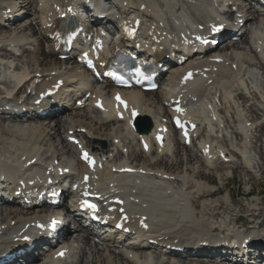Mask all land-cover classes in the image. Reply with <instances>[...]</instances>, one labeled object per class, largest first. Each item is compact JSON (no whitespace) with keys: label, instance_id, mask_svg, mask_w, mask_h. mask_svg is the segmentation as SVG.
<instances>
[{"label":"bare ground","instance_id":"6f19581e","mask_svg":"<svg viewBox=\"0 0 264 264\" xmlns=\"http://www.w3.org/2000/svg\"><path fill=\"white\" fill-rule=\"evenodd\" d=\"M48 1H51V0H48ZM130 1H132V0H130ZM134 1H136V0H134ZM142 1L143 0H137V3L142 2ZM202 1H203L202 4L205 5V1H207V0H202ZM38 2H40L41 4L43 3L44 6H47L46 8L43 7V9L39 10V12H38L41 15V17H40L41 27L44 26V29H45V25L46 26L49 25V28L46 27V29L44 30V33L42 35L40 34V39L41 40L44 39L46 41V39L50 38L52 40V43H51L52 45L49 46L48 51H44L43 49H41V50L39 49L40 50L39 56H37L36 59L31 61L32 64L34 65V68L30 69V70L28 68L27 71H21V68L18 65H15L13 61L9 62V59L11 58V56L18 55L21 51L27 52V50H30V49H27L24 46H18L19 44L14 45L13 41H15V40H13V41L10 40L9 45H5V44L0 45V46H2L0 48V50H2L3 48L6 49L7 47L10 46V50L8 51L9 52L8 54L0 55V63L2 65L8 66V68H6V69H11L14 65V69H13L11 75H13L14 72H18L17 74L14 75L15 82H17V84H21V87H24L26 85L25 90H24V94H26L29 91V93L26 94L27 95V101L33 100L32 99L33 96L31 95L32 92H37L38 94L40 92L45 93L47 90L52 89V87H54L55 85H59V87H60L61 84H63L66 80L65 74H63L62 72H61L62 74L59 73L60 71L57 73L56 68L59 67V65H60V68H58V69L61 70L62 67H64L66 64L69 63V62H63V63L61 62L59 64V63H57V60H56L57 56H58V52L61 50L63 45L66 43V41H64L63 39H61L55 35V31L58 28L60 22L57 19V17H58L57 13L55 15V11L53 10V8L62 7L61 4H64V3L66 6L68 4L69 0H59V2H61V4L51 3L49 6H48L47 2H45V1L42 2L41 0H39ZM124 2H127V7H129V4L131 5V2H129V0H122V1L118 0L117 3L120 5V7H122V9H123ZM147 2H148V0H147ZM214 2H215V0H214ZM223 2L226 3L227 0H223ZM36 3H37V1L33 2V0H24V2H22V4L18 5L19 7L17 9H19L18 11H21L23 9L26 12H28L29 14H31L33 11V4L37 5ZM180 3H181V8H178L176 11L172 12V14L174 16L179 15V13L182 14V13H185V12L188 13L189 11H191L185 5V4H189L191 2H189V3L184 2V4L182 2H180ZM199 3H200V1L196 0L195 2H193L189 5H192L194 10L196 12H198V11H200L199 6H198ZM108 4H109V2H108ZM132 4H133V2H132ZM152 4H150L152 7L146 6L144 8V10H143L142 6L136 4V10H134L135 11L134 16L140 20V18H138L139 13H141L142 16H143V14H145L146 16L150 15V17H148V18L150 21H153L155 23V27L152 28V30H150L149 32L147 31V33L152 32L151 37H153L154 43H160L164 40V37L166 36V32L164 30H162L160 28V26H158L156 23L157 21L160 22L159 21L160 16L155 11V9L153 7L155 4L154 5H152ZM171 4H176V7L179 5L177 2L175 3V0L174 1L171 0ZM211 4H212V2H211ZM8 9H10L9 14L6 13V10H8ZM110 9L112 10L111 14H114L113 9L112 8H110ZM0 10H3V12L0 13V19L1 20L5 19V18L7 19L8 17L10 18L13 14H15V12H18L16 10H14V8L12 9L9 6H6L5 8H3L1 5H0ZM203 10H205V9H203ZM206 10H207V8H206ZM172 11H173V9H172ZM244 12H245L244 14L243 13H241V14H243L244 16H246L247 14L248 15H247V22L244 26L242 33L239 35V37L235 41L226 44L222 48H219L218 49L219 51H217L215 53L217 55H214V56H217L218 58L222 59V62L211 63L209 61V59H207L206 57H201L200 58L201 61H197V62H194L193 60L187 59L181 65H174V68H173L174 71L172 74L177 78L179 76H182L183 73L186 71L193 72V75H194V71H197L198 75H194L195 78H193L192 80L198 79V80H201V82L204 80L202 82V85L204 86V88L206 87L205 88L206 90H208V91H212V90L221 91V93L224 94V96H225L224 98H226L227 96H230V94L232 93L231 92L232 88L235 87L238 90L240 89L239 87L241 85H238V84H239V82H243L242 78L244 77L245 73H246L245 75L252 76L251 72H248L249 70H251V71L253 70V68H251V67H254L252 65V63L249 61H246V57H242L240 55H235V51L234 50L232 51V49H239L242 44L247 45V47H248L247 54L248 55L252 54V56L255 57L257 64L259 65L261 70L264 71V62H262V56L260 55L261 49L264 48V32L258 31L259 26L263 24V20L257 21L258 20L257 18L259 16L264 17V14H259V12L254 11L251 7H248V9L245 10ZM200 13H202V11H200ZM233 13H234L233 10L229 11L228 15L230 18L235 16V14H233ZM189 14L191 15V13H189ZM243 15H241L240 17L244 18ZM146 16H144V17H146ZM240 17L239 18L236 17V18L240 19ZM47 18L49 19L48 22H47ZM193 19L198 24L204 23V24H202V29L205 31H208L211 26L220 25L221 23H219V22H222V21L217 22V18H216V22L214 21V23L212 22L211 19H208V20L202 19L201 22H200V20H196L197 18H195V16H193ZM140 21L143 22L142 19ZM256 24L258 27H255V29L251 32V30L253 29V28L251 29V27L253 25H256ZM28 29L31 31L29 26H28ZM45 31L47 32V34H45ZM248 34H249V36L252 37L254 43L249 42ZM1 41H3V40H1ZM239 41H240V43H239ZM46 43H47V41H46ZM49 45H50V42H49ZM229 50H231V54L228 53ZM55 57H56V59L54 60ZM209 57H211V56H209ZM237 58H238V60L235 61ZM4 60H7V61L4 62ZM55 65H57V66L54 68ZM243 65L246 66L244 68V70H242ZM40 66H42L43 68H40ZM233 66H235V67H233ZM44 67H47V68L49 67V68L46 70V69H44ZM62 70H65V69H62ZM229 70L232 72V76H229V73H228ZM46 71H55L56 73H54V75H47ZM240 74H242V75H240ZM254 76H256L255 73H254ZM36 77H40L42 79L40 81H38L39 78H36ZM24 79H27L28 83L27 82L23 83ZM35 82H40V84L41 83L42 84L38 85L36 87L35 86L32 87V85H34ZM73 82H74V80L69 79L70 84H72ZM193 82H196V81H193ZM249 82H251V81H249ZM78 85H79V87H77L75 89L79 90V89H82L84 87L83 84H81V83ZM177 85H178V83H177ZM177 85H175V83H173V80L171 78L170 80H168L165 83V85H163V86H165V89L163 88V90L166 91V93L168 95L169 94L172 95L176 91ZM260 86H264V83L260 84ZM106 87L110 88L109 85H107ZM248 87H249V85H247V82H246V89H248ZM181 88L182 89H178L179 92H182V90L184 89V87H181ZM87 89H91V88H87ZM90 93L93 94V95H91V98L89 100L84 101V106H86L88 109L93 111L95 114H99L98 111L94 108V105L96 104L97 99L101 98V97L103 98L104 108L109 107L110 102H111L110 97H108V96L104 97L101 94L97 93L95 90L94 91L92 90V92H90ZM108 93L109 92H107V94ZM84 95L82 97L76 99V100L80 101V103H81V100L84 99ZM153 95H154V93H147V94H144L143 96L144 97H150ZM163 95H162V93H158V95H157V97L159 98L160 105L163 106V104H166L167 106H169L168 100L162 98ZM236 97L238 99L245 98L244 95L240 94V93L236 94ZM126 98L129 102V106H128L129 109L133 110L135 107L139 108L138 105L136 104V102H134L135 100H134V93L133 92H129L126 95ZM35 100L36 99H34V101ZM157 103H158V101H157ZM141 106L142 107L145 106V107H143L144 110H142L140 108H139V110H137L139 117L148 118L150 123H151L152 129H157L160 126L159 125L160 123L158 120V113L149 112L146 105L141 104ZM201 106H203V105H201ZM68 108L71 111L74 108L76 109V107H73V104H72V106H69ZM69 110L67 109L65 112H59L61 114H54L52 116V119L56 120V121L52 122V123H54V126L52 127L54 129L53 134H56V137L60 134V131L63 128V126L67 125L65 133H67L68 131H73V133H74L73 136L82 142L83 139L85 138V136H83V135H84V133L86 134V131L81 130V129H84V127L81 126L79 123L83 122L84 124H86L88 126V128H90L91 126L94 127L95 124H98L99 126L97 127V132H103L102 136L109 137L111 139L110 147L112 149L116 150L117 155L112 160L110 159V155H108V156L106 155L105 157L103 156L101 158L95 159L97 162V166H99L100 164L104 165V167L102 168L101 171L98 170L99 168H96V170L98 172H101L100 173L101 175L97 179L93 180V184L95 187H99L102 185L108 186L109 184H113V186H115V183L126 181V182L130 183L131 185H134V186H130V189H128V192L131 193L132 190H135L139 193L138 195H140L139 196L140 199H142V197L149 199V200H147V202L144 201L142 203L143 205L146 203L152 205L153 204L152 201L154 199L156 200V198L158 197L159 199L162 198L164 201H168L170 203L174 202L173 206H179L181 208V209L178 208L177 209L178 211L176 210V211L170 212V213L174 212L173 214H175L176 217H175V215L171 214L168 217L167 221L160 223V225H157V227H159L161 231H164L162 234H168L169 235L170 233H172V232H170V230L174 225L175 227H180L179 232H183L185 234H192V233L197 234L199 231L205 232L204 236H202V238L197 241L198 243H201V244L212 243L215 245H219V244L224 245L225 240H220L219 238H216L217 239L216 240L215 238H211V234L218 233V234H222V237H225L223 232H229L230 231L228 227L231 226L232 222H240L242 224V225L240 224L241 226L246 224L245 219L238 218V216L236 214L232 215V214L228 213L229 208H228L225 200L211 202L208 205H204V208L209 207L213 211L223 210L224 212L228 213L229 222L227 225H225V223H218L217 221H214L215 219H220L219 217H216L215 215L214 216L211 215L210 218L206 219V221H203V223L201 224L199 221V218L200 219L206 218V216L201 215L200 212L195 214V221H193V222L191 221L188 224H184L185 222H187L189 220V219H186L185 216H183L185 213H189V212H187V209H186V207H188V206L185 203H182V201L179 200V198L182 197L181 196L182 194H180L182 189L188 184L185 181V178H186L185 172H184V176H181V177H183V179H181V180L176 179L175 181L171 182L172 180L169 179L170 176L168 174L166 175V173H165L166 170L168 171V168H169L168 165H164L165 168H163L161 171H158V170L153 171L151 169V167H158L160 165L158 163L159 159H157V161L155 163H152L150 161L148 165H147L148 162L146 161L147 159L145 160V157L148 154H155L154 151L158 155L161 153L165 154L167 152V148H165V147L164 148H154V146L152 144H149V147H150V149H153V152L151 150H149L150 151L149 153L148 152L144 153L140 148L138 150L137 154L134 153V155L130 156L131 162H129V163L122 162L120 160V158H118L119 153H121V148L122 149L124 148L123 142H125V139H126V138L124 139V136L122 134L124 132H126L127 134H133V129L131 128L132 120L129 118V116H127L125 118L126 122L122 123L124 126V132L121 131V132H123L122 134L120 132L117 133V132H112V131H110V133H109V130L108 129L106 130V128L109 127V124L111 125L113 123H115V124L119 123L115 120V117L110 112H107V115H105L104 118H100V120L98 122L96 121V123H93V121L91 122L89 120L90 118H87L90 116L89 113H87V112H83L84 114H81V115L80 114L63 115L65 113H67ZM260 111L264 112V109L260 110ZM165 112H166V109L164 108L163 113H165ZM209 113L210 114L207 115V117L204 118L201 122H202V124L206 123L208 132L211 133V135H210L211 139H213L212 137H214V136H215V138L221 137L223 135V131L220 129V124L222 122H220L219 116L216 115L211 109L209 110ZM214 114L216 117H213ZM62 115L65 116V117H63L64 119L61 118ZM82 115H84V116H82ZM149 116L151 117V119L149 118ZM57 117H59V118L56 119ZM21 118H24V119H21V121H19V124H12V125H8L6 122L0 120V148H1L0 164H4L6 162V160H8L9 164L18 165V164H20L21 161H23L25 163V162L30 161L33 158L38 159V161L40 163L45 161V163H47L49 166L53 165L54 161L58 162V160L61 164L65 163V162H62V160H60V158H62L61 157L62 155H59L57 150H52V152L42 150V152L40 153L41 149L35 148V143L42 145L43 138L48 136V134H45V131L48 128L49 124L39 122V121H44V120H40V119L37 121H24L23 122V120H25V117H21ZM67 118H69V121L66 120ZM47 119H49V118H47ZM235 121H237V120H235ZM8 122H10V121H8ZM15 122L16 121H11V123H15ZM243 122L242 121L239 122V124H240L239 128H241L242 125H245V123H243ZM244 128H245V126H244ZM247 131L248 130H246V129L242 130L243 133H247ZM171 136L174 137L175 134L171 133ZM41 137H42V140L39 141L41 139ZM66 137L63 138V143L65 144V148H67L66 154H70L71 157L76 156L75 148L72 145L68 144ZM174 138H176V136ZM94 139H96V138L89 137L87 143L85 141L84 142L86 143V145H88L89 148H91L93 150L92 152L95 154V153L99 152V149L96 150V148L98 147V145H101V143L99 141V140H101V137H100V139L96 140V142H97L96 145H92L91 143L95 142ZM138 139H141V138L138 137ZM249 139H248V141H249ZM115 140L118 141V142H116V145H114ZM203 141H204L203 146H202L200 151H197L198 153L193 152L194 150L192 151L191 149H189V151L186 150L185 148H188V147H185L180 141H177L178 146H176L177 148H175V150L176 149L177 150H176V152H174V154H176V158H177L179 155V148L180 147L183 148L184 152L187 153V156L183 157L178 162H176V165L181 164V163H183V164L187 163L190 165L189 174L191 175V177L197 175L196 178L207 180L208 179L207 177H204L203 174L198 173L200 171L199 170L197 171V169L195 168L196 164L191 166L192 163L196 162L199 165L201 163V165H207V166L212 167L214 164L211 163V161H212L211 159L213 158L214 154L219 153L220 155H222L225 158V160L228 159L227 163H229L230 155H234V154H233V152L228 151L230 153V155L228 157L227 155L223 154L224 153L223 151H220V148L216 149V147H214L213 144H211V141L208 142L206 139H204ZM19 142H20V144L18 145ZM24 144H25V147H23L21 149L16 148V147H19L20 145H24ZM121 144H123V145H121ZM206 144L209 145V147L207 148V149H209V152H210L209 155H204V153H203L204 150L206 149V146H205ZM250 144H251V142H250ZM48 148H49V146H48ZM19 149H20V151L18 152ZM245 149L246 148L243 147L242 149H240V152H239L242 156L245 157L244 164H242L243 170H247L250 166L252 168H254L253 158L251 156L246 155L247 152L244 151ZM14 152H16L17 154H15ZM100 152L102 153L101 150H100ZM47 153H50V155L47 158H44ZM202 153H203V156L201 155ZM140 160H142V161H140ZM208 160H210V161H208ZM77 161H78V159L75 160L76 164L73 163L72 167L76 166V168H75L76 170H79L81 173L86 174V172L88 171L86 165L83 163H80L79 161L77 162ZM135 164H138V166ZM61 166L63 167V165H61ZM229 166H231V165H229ZM231 167H233V166H231ZM125 168L133 169L136 173V175H133V176L136 178L133 179L132 175L120 173L121 169H125ZM75 169H73V170L76 171ZM148 169H151L154 173H152ZM214 169L216 171H218L219 168H218V166H216ZM45 170H46V168L43 170V172ZM139 172H143L144 175L139 174ZM158 173H161V174L159 175ZM145 174L148 176H145ZM96 175L97 174H95L94 176H96ZM86 182H88V181H86ZM191 183L198 184L197 182H190V184ZM204 184H205V182H204ZM207 184H209V182ZM151 188L154 190L153 192L155 193V195L149 194L147 196H143L144 193L150 191ZM195 188H197V190H194ZM169 190L172 192V195L170 196V197H172V199H169L168 197L165 196V194ZM185 190H187V191H185L186 194L189 193L188 190L193 191V195H194L193 198H195V196H196V198L198 199L197 201L202 203V202H209L211 199H213L212 196L214 194H218L222 190V188H220V187L217 188L215 190V192H211V191H207V190L200 191V186L193 185L191 187L186 188ZM198 191H200V192H198ZM158 192H160L159 196L156 195V194H158ZM185 192L183 193L184 195H186ZM173 196L175 197V200H174ZM227 197L229 198L230 205L235 206V204L231 202L230 197L229 196H227ZM182 206H184V207L182 208ZM194 206H196V205L194 203H192L193 209H194ZM163 207L165 210L169 206H167L166 204H163ZM0 209H4V210L0 211V238L2 236L8 235L10 233L17 232V231L25 228L26 226L34 225L38 220L45 218V216L42 215V213L40 211H38V210H36L34 212L25 211V209H20V207H18L16 205V203L4 204V206H0ZM251 212L252 213L250 214V216H253L254 215L253 212H255V211H251ZM159 215L162 218L165 216L163 212L159 213ZM192 224H193V226H192ZM216 224L219 225V227H220L218 230L207 229V228H212V226H214ZM245 226H247V225H245ZM225 228H227V230H225ZM172 230L175 231L176 229L174 230L172 228ZM245 231L248 233L249 232L253 233V231H251L249 229H247ZM172 234H174V233H172ZM174 236H172V239H178V238H175ZM163 237H165V236H163ZM69 238H71V236ZM83 240H84V242L82 243L83 250L89 249L88 247L90 246L94 255L99 256V253H100V256L97 260V263L100 261L102 264H150L148 256L146 255L147 253L144 252L143 250L138 249V248H130V256L126 255V253H121V252H119L115 255V252L108 250L109 248L107 245L103 248H98L97 246L88 245V243H87L88 238H83ZM4 244H8V243H4ZM132 252H135L136 254L139 253L140 255L139 256L133 255ZM104 253H107L109 256H113L114 259L109 261V257L104 255ZM88 255L89 254L85 253V256L78 258V261L76 264H85L87 262H88L87 264H90V261L88 260L89 259ZM184 258L187 259V257H184ZM99 259H101V260H99ZM175 259L179 260V259H183V258L176 257ZM186 259H183L184 261H182V262L167 261L166 263H163V264H175V263L176 264H213V263H211L210 260H209L210 261L209 262V261H199V260H193L192 259L194 262H192V261L189 262L188 260H191V259H188V260H186ZM48 261L51 263H54L55 259L52 255H50L48 257ZM84 261H86V262L84 263ZM71 264H75V263L72 262Z\"/></svg>","mask_w":264,"mask_h":264},{"label":"rangeland","instance_id":"374dc122","mask_svg":"<svg viewBox=\"0 0 264 264\" xmlns=\"http://www.w3.org/2000/svg\"><path fill=\"white\" fill-rule=\"evenodd\" d=\"M156 1H158V3H160V2L162 3L163 0H148V2H147V0H143L142 2H139L138 5L142 6L143 10H144V8L146 6L147 7H152L150 5L152 3H153L152 5H154V4L156 5V3H157ZM172 1H174V0H172ZM195 1L196 0H175V3L177 2L179 4L180 2H182L184 4V2L193 3ZM197 1H202V0H197ZM33 2H35V0H33ZM8 3L10 4L11 1L4 0L3 4L6 5ZM134 3L137 4V0L134 1ZM191 3H189V4H191ZM16 4L18 5V3H16ZM19 4H22V2H19ZM189 4H185V5H186V7L189 10H192L193 6L189 5ZM155 5H154V7H156ZM178 7L181 8V3L178 5ZM35 8H36V10L39 9L37 7H35ZM33 10H34V4H33ZM155 11L157 13L161 12L160 8H158L157 10L155 9ZM18 12H20V11H18ZM163 12H165V11L163 10L162 13ZM188 13L192 14V11H189ZM16 15L18 16L19 14H16ZM38 16H39V14L37 12H35V11L32 13V15L26 14V17L23 18V20H24L23 24H20V26L18 28L21 29L20 27H23L24 25H26L29 22H35V24H37L38 23V18H37ZM259 17L257 18L258 19L257 21L263 20V24L260 25L259 28H261V27L264 28V17H260V18ZM154 25H155V23H154ZM28 26L30 27L31 31H33L32 24L29 23ZM28 26L25 28V30L30 32V30L28 29ZM255 27H258L257 24L253 25L251 27V29L253 28L251 30V32L255 29ZM18 28H17V31L16 30L13 31V27H9V26L7 28H0V30H2V33L0 35V41L3 40V41H1L0 44L3 45V43H8L11 38H13V39H11L12 41L15 40V41H13L14 45H17V43H20V42H24L23 44L29 43L28 45L26 44V45H22V46H24V47L27 46L31 50L35 49L34 52H32V54H31L30 50H27V52L26 51L25 52L21 51L19 56L18 55H13V56H11V58H13V59H15L17 57L22 58V56L25 53H28V55H30V56H28L27 58H24V60H21V63H22L23 66L26 65L28 68L31 67V69H33L34 65L32 64L31 61H33L34 59L37 58V56H39L41 49L48 50L47 49V45L40 42V38H39L38 35L32 36L28 32H24L23 34H19L18 33ZM38 28L39 27L37 26L36 30H38ZM259 31L260 32H264V29H263V31L259 29ZM19 32H22V31H19ZM15 35H17V36H15ZM239 43H240V41H239ZM42 44H43V46H41ZM18 46H21V45L19 44ZM1 47L2 46H0V48ZM7 48H10V46L7 47ZM233 50L236 52L235 55L238 54V55H240L242 57H246V61L251 62L252 65L254 66V67H251V68H253V70H255L257 72L256 73L254 71V73L256 74V78L259 75V79L261 81H264V71H262L261 68L259 67V65L257 64V61H256L255 57L252 56V54L251 55L247 54V51H248L247 45L242 44L239 49H232V51ZM1 51H4V52H1ZM8 51L3 48L2 50H0V55L8 54L9 53ZM228 53L231 54V50H229ZM11 58L9 60H11ZM55 59H56V57L54 58V60ZM237 60H238V58L235 61H237ZM13 62H15V60H13ZM17 62L20 63V61H17ZM57 63L60 64L61 62H59L57 60ZM15 65H17V64H15ZM245 65L243 66V68L246 67ZM233 67H235V66H233ZM40 68H43V67L40 66ZM48 68L44 67V69H46V70ZM58 68H60V65H59V67L56 68V72L58 73L60 71L59 73H61V72L63 73V70H62L63 67L61 68V70H59ZM242 70H244V69H242ZM64 71L67 72L66 70H64ZM261 71L263 72V74H262ZM52 72L56 73L55 71H46V74L47 75H51ZM230 72L231 71L229 70V72H228L229 76H232V72L231 73ZM240 75H242V74H240ZM246 76L247 75L244 74V77L242 78L243 82H239L238 85H243V86L246 87V82H248L249 84L251 83V82H249V81H251V79H249V78H253V77H250V76L246 77ZM170 77H171V73L167 74L164 77V79H168ZM167 81L168 80H166V82ZM239 88H240L239 90L237 88H235V87L232 88L231 89L232 93L230 94V96H227L226 98H224L225 97L224 94H222L221 91H218V90L217 91L213 90L214 91L213 94L212 93L201 92V93H199L196 96L194 101H197L199 104L203 105V107H205V108H210L211 107L213 109V110L212 109L211 110L216 115H218V113H216L215 109L219 110V112H220L219 118L221 119L220 122H222V124L220 125V127H222L221 130H223V128L226 127V126H227L225 128L226 131L231 129L232 127L235 128L236 124H238V126H236V128L237 129L239 128V126H240L239 122L240 121H238V120L234 121V124L231 127V122H229V121H232V118H231L232 117L231 116L232 113H234L235 116L237 115L238 119H243V121H245V122L242 121L243 123H246L247 121H249V124H246V125L250 129V135L248 136V138H250L249 141L251 142L250 147L252 146V150L251 151L248 150V151H250L251 156L254 158V168H252L250 166L249 167L250 168V172L249 173H247L245 170L241 169V166L239 165V162H238V160L236 158H233V163L235 164V165H233L232 164V159H231L232 155H230L229 163H227L228 166H224V168L222 167V169H221L220 166H218V168H219L218 171H216L214 169L216 167L215 164L212 166V168H210V169H213L214 171H210L209 169L203 168V166H207V165H201V163L199 165L196 162L192 163L191 166L196 164L195 168L197 169V171L198 170L200 171L198 173L203 174V176L207 177L208 179L204 180V179L196 178L197 175L191 177V175L189 174V168H190L189 164L181 163V164L176 165V162H178L183 157L187 156V153L184 152V149L181 148V147L179 148V155H178L177 158H176V154L168 153L167 156H165L163 158L161 157V159H159L158 163L160 165L158 167H151V169L154 171L157 168H161V170H162L163 168H165L164 165H168L169 168H168V171L166 170V172H168V175L170 176L169 179H171V176H173L175 174L173 176L175 179H171L172 180L171 182L175 181L176 179L177 180L183 179V177L182 178H179V177L184 176V172H185V177H186L185 181L188 183L187 184L188 187H191L193 185H197V186H200V191L207 190V191L215 192V190L217 188H219V187L222 188V190L218 194H214L212 196L213 199H211L209 202H202L201 203V202L197 201L198 200L197 198H196V200H194L195 202L194 201L192 202V203H194L196 205V206H194V210L197 211L196 213L200 212L201 215L206 216V218H202V219L199 218V221H200L201 224L203 223V221H206V219L210 218L211 215H213V216L215 215L216 217H219L220 219H215L214 221H217L218 223H225V225H227L228 222H229V215H228V213H229V214H232V215L237 214L239 217L246 218L247 220H250L249 217H251L252 220H250L248 222L246 221L245 225H247V226L243 225V226H241V228H245V230H247V229L255 230L254 228L256 226L264 225V221H260L262 219L264 220V199L261 196V195H263V190H264V125H262L264 123V116L262 117L261 115H259V114H263L264 115V112L260 111V110H263L262 108H264V105H260V104H258L256 102L257 99H258V96L255 93L253 94V92H249L248 93L249 97L251 98V100H249V102H248V100L245 101V99H247V97H248L247 96V91H244V94L247 97L244 96L245 98H242L243 101L242 100H238V98L235 97V95L238 94V93L243 94L241 92V86ZM262 89H264V86H262ZM243 90H244V87H243ZM246 90H250V89H246ZM258 91H260V90L258 89ZM260 95H261V93H260ZM144 98H146L145 105H147L149 103L148 104L149 106H147V108H148V110L151 113H154L153 110L157 111V112L160 111V108L157 105L156 106L153 105L154 101L156 103L158 101L156 94H154L153 96L144 97ZM252 100L255 101V102H252ZM251 104H254L255 107L252 108ZM153 107H155V109H153ZM256 109H259V110L256 111L259 114L254 113L252 111V110H256ZM73 110H75V113H71V114H80L81 115V114H84L83 112H87V113L90 112V109H88V108H87L88 111L77 112V113H76V111H77L76 109H73ZM92 112L93 111H91V113ZM71 114H68V113L66 114L65 113L63 115H71ZM63 115L61 116V118L65 117ZM82 116H84V115H82ZM95 116H97V115H94V117L90 115L87 118H90L89 120L91 122L93 121V123H96V121L98 122L99 119L97 120L95 118ZM58 118L59 117H57L56 119H58ZM66 120L69 121V118H67ZM46 121L47 120L39 121V122L49 124L48 128L45 131V134H48V136L43 138L42 145H39V144L35 143V148L36 149H41V151L44 150V151L52 152V150H57L58 152L59 151L63 152V149L61 150V148H63V146H64V150L66 151L67 148H65V144L63 143V138L62 137H64V135H65V130L67 128V125L63 126V128L60 131V134L56 137V134H53V130L54 129L52 128L54 126V124L52 125V122H54L56 120H53V121H50V122H48V121L46 122ZM6 123H9V122H6ZM16 124H18V123H16ZM79 124L84 127V129H81V130H85L86 131V134L84 133V135H83V136H85L86 139L84 138L83 142L85 141L87 143L89 137L96 138L94 140L100 139V137H101V140H99V141L101 143V141L103 140V143L105 144V149H108L110 147L109 145H111V139L109 137L102 136L103 132H97V127L99 126L98 124H95L94 127L91 126L90 128H88V126L86 124H84L83 122L79 123ZM113 125H116V124L115 123H113L111 125L109 124V127L106 128V130L107 129L109 130V133H110V131H114L115 132L117 130H119L117 133H119V132L121 134L123 133L120 130V129H122V126H120V125L119 126H113ZM112 126H113V128H112ZM253 128H255V129L253 130ZM47 130H48V132H47ZM235 130L236 129H234V131ZM252 130H253V132H252ZM88 134H92V136H88ZM122 135L124 136V139L127 137L125 142H123L124 146L126 144V148L124 147L125 150H127L128 155L129 154L134 155V153H136V151L140 149V147L138 148V143H136V140L132 136H130L129 134L124 132ZM233 138L234 137L232 135H230V131H229V133L228 132L225 133L224 137H219L216 140L215 145H219V146H222V147H224L223 145H228L229 147L230 146L233 147L234 146ZM174 139H175L176 146H178L177 145V139L176 138H174ZM41 140H42V137H41V139L39 141H41ZM240 141L244 142V139L238 137L237 140H236V143L238 144L237 147L241 148L242 145L239 146V142ZM249 141L246 140L247 143H250ZM116 142H118V141L115 140L114 141V145H116ZM103 143H101V145H103ZM19 144H20V142L18 143V145ZM121 145H123V144H121ZM48 146H49L50 149L48 148ZM23 147H25V144L24 145H20L19 147H16V148H23ZM185 149L189 151L190 148L188 147V148H185ZM121 150H122V148H121ZM176 150L174 152H176ZM0 151H1V148H0ZM137 153H138V151H137ZM227 153H228V151H227ZM49 155H50V153H47L44 158H47ZM246 155H248V153ZM146 159L145 160L148 162L147 165L149 164L150 161L152 163H155L157 161V157L154 156V155L153 156H147ZM127 160H129V158H127ZM140 161H142V160H140ZM74 164H76V163H74ZM229 165H231L233 167H231ZM151 169H148V170L151 171L152 173H154ZM157 170H160V169H157ZM190 182H197L198 184H193V183L190 184ZM204 182H205V184H204ZM206 182L207 183L209 182V184H207ZM209 185H213V186H209ZM206 186H208V187H206ZM194 190H197V188H195ZM153 191L154 190L151 188L150 191L144 193L143 196H147L149 194L155 195V193ZM200 191H198V192H200ZM167 194H169V195H167ZM156 195L159 196L160 192H158V194H156ZM171 195H172L171 191L170 192L168 191L165 194V196L168 197L169 199H172V197H170ZM227 196L230 197L231 202L234 203L235 206L230 205L229 198ZM173 198L175 200L174 196H173ZM160 199H162V198H160ZM220 200H225L226 201L227 206L229 208L228 213L224 212L223 210H221V211H213L209 207H207V208L205 207L204 208V205H208L211 202H216V201H220ZM161 202H163V201H161ZM161 204L162 205L166 204L167 206H169V202L168 201H164ZM177 207L179 209H181L179 206H177ZM186 209H187V212H189L188 207H186ZM235 209H237V210H235ZM1 210H4V209H0V211ZM238 210L239 211H245L246 210V211L245 212H239ZM251 211H255V212H253L255 216L254 215L250 216ZM173 215H175V214H173ZM175 217H176V215H175ZM255 217H258L260 220L255 218ZM191 221L192 222L195 221V217L194 218H190L184 224H188ZM234 224L238 225V224H241V223L240 222H232L231 226L228 227L230 231H232L234 229V226H235ZM192 226H193V224H192ZM173 227L176 228L178 230V232H179V228L180 227H175L174 225H173ZM219 228H220L219 225L216 224V225L212 226V228H207V229H209V230H213V229L218 230ZM225 230H227V228H225ZM178 232H177V234L183 233V232H179V233ZM174 235L175 234H173V236ZM175 238H178V237H175ZM88 248H89V250H86V249L83 250V252L80 254V257L81 256H85V253H87V254H89L88 255L89 259L88 260L90 261V264H102L100 261L97 263V260H98V258L100 256V253H99V256L94 255V253L92 252L91 247L89 246ZM104 255L109 257V261L114 259L113 256H109L107 253H104ZM99 260H101V259H99ZM167 260H169V259H167ZM186 260H188V259H186ZM77 261H78V259L76 260V263H77ZM182 261H184V260L183 259H181V260H178V259L171 260V262H182ZM188 261L189 262L190 261L194 262L193 260H188ZM85 262L86 261H84V263ZM87 263H85V264H87Z\"/></svg>","mask_w":264,"mask_h":264},{"label":"snow or ice","instance_id":"6c2138e0","mask_svg":"<svg viewBox=\"0 0 264 264\" xmlns=\"http://www.w3.org/2000/svg\"><path fill=\"white\" fill-rule=\"evenodd\" d=\"M117 99L119 100V96H117ZM121 103H123V101H121ZM177 124L179 125V121H177ZM182 126V125H180ZM85 160L89 161V163H92V159L90 156H88L87 153H84V157ZM87 179V178H86ZM84 206H87L93 210H95L96 206L94 204L88 203L87 201L84 202ZM55 223V222H53ZM42 227V226H41ZM25 239H27V237H25ZM58 255H63V253H59Z\"/></svg>","mask_w":264,"mask_h":264},{"label":"trees","instance_id":"16d2710c","mask_svg":"<svg viewBox=\"0 0 264 264\" xmlns=\"http://www.w3.org/2000/svg\"><path fill=\"white\" fill-rule=\"evenodd\" d=\"M263 196H264V190H263Z\"/></svg>","mask_w":264,"mask_h":264}]
</instances>
